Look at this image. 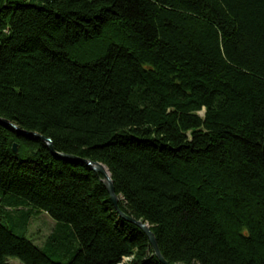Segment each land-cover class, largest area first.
Returning <instances> with one entry per match:
<instances>
[{
  "label": "trees",
  "instance_id": "16d2710c",
  "mask_svg": "<svg viewBox=\"0 0 264 264\" xmlns=\"http://www.w3.org/2000/svg\"><path fill=\"white\" fill-rule=\"evenodd\" d=\"M0 118L105 165L167 264H264V0H0ZM7 258L162 264L99 176L0 124Z\"/></svg>",
  "mask_w": 264,
  "mask_h": 264
},
{
  "label": "water",
  "instance_id": "95a60500",
  "mask_svg": "<svg viewBox=\"0 0 264 264\" xmlns=\"http://www.w3.org/2000/svg\"><path fill=\"white\" fill-rule=\"evenodd\" d=\"M0 124L3 126H9L16 134H19L20 136H25V137L33 138L36 140H40L41 142L44 143L45 147L49 150L51 155L54 156L55 158L65 160V161L80 162V163L84 164L90 171L94 172L97 176H99L101 182L103 183V185H104V187H105V189L109 195L110 201H111L115 211L118 213L119 217L122 218L124 221L129 222V223L135 225L136 227H138L146 235L147 239L149 240L150 246L152 247V249L154 251V255L159 260V262H161L162 264H167V262H165V260L163 259V257L161 256V254L159 252L155 237L152 234L149 225L146 222H143L141 220H136L135 218L126 215L125 213H123L119 209V207H118V200L119 199L115 194L111 175H110V173H109V171L105 165H103L102 163H99V162L89 160V159H85V158L82 159V158H79V157H76L73 155L58 153L53 149L52 141L49 138H47L41 134H38L36 132H28V131L22 130L7 120L0 118ZM12 149H13L14 153H17V144L16 143H14L12 145ZM261 152H262V155L264 157V144L261 147Z\"/></svg>",
  "mask_w": 264,
  "mask_h": 264
},
{
  "label": "rangeland",
  "instance_id": "374dc122",
  "mask_svg": "<svg viewBox=\"0 0 264 264\" xmlns=\"http://www.w3.org/2000/svg\"><path fill=\"white\" fill-rule=\"evenodd\" d=\"M54 221L45 213L30 220L27 226V237L36 246H42L46 237L52 232ZM132 259L125 261L123 264H130ZM6 264H21L17 258H7Z\"/></svg>",
  "mask_w": 264,
  "mask_h": 264
},
{
  "label": "built area",
  "instance_id": "2783aa9c",
  "mask_svg": "<svg viewBox=\"0 0 264 264\" xmlns=\"http://www.w3.org/2000/svg\"><path fill=\"white\" fill-rule=\"evenodd\" d=\"M132 259V258H124L123 261L120 264H123L125 261Z\"/></svg>",
  "mask_w": 264,
  "mask_h": 264
}]
</instances>
